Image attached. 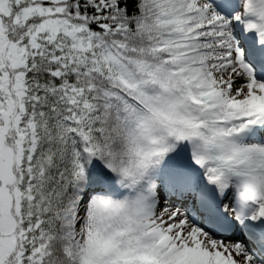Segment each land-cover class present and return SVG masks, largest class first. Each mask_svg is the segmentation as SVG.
I'll use <instances>...</instances> for the list:
<instances>
[{
	"label": "snow or ice",
	"instance_id": "1",
	"mask_svg": "<svg viewBox=\"0 0 264 264\" xmlns=\"http://www.w3.org/2000/svg\"><path fill=\"white\" fill-rule=\"evenodd\" d=\"M0 264H264V0H0Z\"/></svg>",
	"mask_w": 264,
	"mask_h": 264
}]
</instances>
